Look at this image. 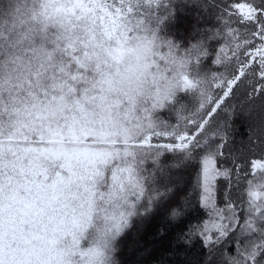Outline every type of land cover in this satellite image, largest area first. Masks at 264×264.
I'll use <instances>...</instances> for the list:
<instances>
[{
    "label": "snow or ice",
    "instance_id": "1",
    "mask_svg": "<svg viewBox=\"0 0 264 264\" xmlns=\"http://www.w3.org/2000/svg\"><path fill=\"white\" fill-rule=\"evenodd\" d=\"M185 3L201 10L205 39L182 56L194 58L195 65L211 58L216 67L206 76L191 115L132 143L144 150L132 162L140 176L128 194H120L130 211L116 220L115 231L129 228L133 215L163 209L166 217L177 219L186 206H194L202 215L182 235L186 243L195 237L203 245L207 264H264V134L255 146L234 150L219 122V114L230 113L237 99L264 108V0H147V6L137 0L136 9L131 0H28L23 9L10 3L0 10V61L7 56L17 73L35 74L25 87L15 78L0 77V155L22 146L34 160L63 161L60 167L70 173L56 172L49 184L43 182L49 179L47 169L32 167L31 175L43 181L25 177L13 187L8 177L6 194L0 168V264H51L46 253L54 240L46 233L49 224L57 223L55 205L64 187L83 179L73 161L102 176L98 164L128 163L126 158L136 155L129 151L127 130L89 129L77 119L75 112H84V104L94 98L70 103L46 89L39 95L25 89L41 73L55 78L61 71L57 57L79 59L75 33L81 21L105 22L112 34L128 15H136L138 25L162 27ZM60 120L63 125L53 122ZM89 141L106 147H91Z\"/></svg>",
    "mask_w": 264,
    "mask_h": 264
},
{
    "label": "clouds",
    "instance_id": "2",
    "mask_svg": "<svg viewBox=\"0 0 264 264\" xmlns=\"http://www.w3.org/2000/svg\"><path fill=\"white\" fill-rule=\"evenodd\" d=\"M10 3L23 9L28 0H0V10ZM140 3L147 6V0H140ZM131 4L136 9L137 0H131ZM137 19L136 15L124 17L115 34L105 22L81 21L75 33L80 41L75 44L79 59L69 61L66 56L57 57L60 73L55 78L51 73H41L33 79L32 87L25 89L37 95L46 89L49 95H64L70 103L77 99L84 102L85 97L94 98L84 104V112H75L77 119L89 129H100L103 125L121 132L127 130L131 134L129 151L136 154L126 158L128 163L121 160L98 164L102 176L91 174L90 167L86 170L84 165L73 161V170L83 179L64 187L55 205L57 223L49 224L46 233L48 240H54L48 245L52 251L46 253L51 264H120L119 241L138 217H129V228L119 233L115 231L116 220L130 211L120 194H128L132 182L140 176L132 162L144 150L131 145L156 127L175 124L182 116L191 115L199 106L206 76L216 67L213 64L206 67L203 61L195 65L194 58L182 56L205 39L203 30L195 31V39H189L186 45L166 26L138 25ZM7 59L6 56L0 61L4 64L0 77L5 81L15 78L25 87L34 72L22 69L17 73ZM24 99L32 102L30 96ZM4 100L7 102L8 97ZM53 122L64 123L63 120ZM98 139L96 136L95 140ZM117 139L123 149V137ZM89 146L106 147L93 141H89ZM32 155L26 154L22 146L0 155L6 194L8 177L12 178L13 187L23 184L25 177L43 181V176L34 178L31 175L32 167L47 169L49 179L44 183L50 184L56 172L65 177L70 175L67 168L60 167L63 161L42 157L34 160ZM113 192L116 193L114 197ZM129 199L134 200L131 196ZM57 227L59 230L53 231Z\"/></svg>",
    "mask_w": 264,
    "mask_h": 264
},
{
    "label": "trees",
    "instance_id": "3",
    "mask_svg": "<svg viewBox=\"0 0 264 264\" xmlns=\"http://www.w3.org/2000/svg\"><path fill=\"white\" fill-rule=\"evenodd\" d=\"M203 23L201 10L185 3L174 12L166 27L178 38L189 40ZM212 43L215 46L216 42ZM204 63L211 66V58ZM219 122L225 124L233 149L247 150L264 134V108L242 104L237 99L230 113L219 114ZM200 215L202 212L194 206H186L177 219L166 217L163 209L138 216L119 241L120 264H207L208 254L203 245L195 237L186 243L187 238L182 235L188 233L190 224H196Z\"/></svg>",
    "mask_w": 264,
    "mask_h": 264
}]
</instances>
